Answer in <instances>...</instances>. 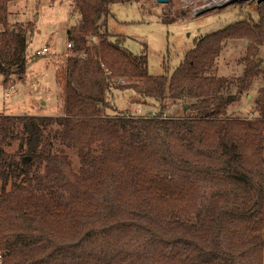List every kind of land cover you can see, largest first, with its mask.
Returning a JSON list of instances; mask_svg holds the SVG:
<instances>
[{
    "label": "trees",
    "instance_id": "trees-1",
    "mask_svg": "<svg viewBox=\"0 0 264 264\" xmlns=\"http://www.w3.org/2000/svg\"><path fill=\"white\" fill-rule=\"evenodd\" d=\"M11 1L0 0L4 82L25 74L26 39L8 19ZM140 1L71 0L74 54L56 69L58 83L67 73L62 111L0 115V264H263L264 3L153 75L147 56L108 27L113 3ZM229 39L246 40L235 93L231 78L213 73ZM259 77L252 116L229 115ZM113 87L132 92L143 112L110 104ZM185 98L183 115L166 114ZM17 138L20 152L10 149ZM132 237L144 247L127 248Z\"/></svg>",
    "mask_w": 264,
    "mask_h": 264
},
{
    "label": "rangeland",
    "instance_id": "rangeland-1",
    "mask_svg": "<svg viewBox=\"0 0 264 264\" xmlns=\"http://www.w3.org/2000/svg\"><path fill=\"white\" fill-rule=\"evenodd\" d=\"M140 2L113 3L108 27L112 33L126 36L125 46L134 54L147 56L148 71L153 75L164 73L165 67L171 72L198 38L245 19V9L254 12L258 8L254 2L240 0L211 9L202 7L204 0H170L165 4L156 0ZM163 14H168L174 21L162 22L159 16ZM8 19L10 22H19L23 29L26 39L25 74L21 79L12 78L8 82H4V77L0 75V115L60 113L61 91L67 73L63 72L58 83L56 69L64 67L65 58L74 54L67 47L69 41L66 34L67 28L77 20L71 0H14L8 4ZM42 47H47L48 52L37 55L36 50ZM245 52L246 40L229 39L223 44L215 61L213 73L232 79L230 93L237 92L238 82L234 79L243 73L244 61L241 57ZM257 57L261 59L264 68V43L259 45ZM262 83V78H255L250 90L243 92L237 101L231 103L227 113L239 117L251 114ZM106 98L117 109L143 112L141 105L138 110L134 109L137 106L133 103L136 97L129 90L113 87L107 92ZM184 102L191 103L187 98L174 101L166 114L183 115ZM23 148L21 138L12 140V151L20 152ZM73 162L77 167V160L73 159ZM105 241L100 237L97 245L106 244ZM141 243L140 238L132 237L126 247L141 249L144 247Z\"/></svg>",
    "mask_w": 264,
    "mask_h": 264
},
{
    "label": "built area",
    "instance_id": "built-area-1",
    "mask_svg": "<svg viewBox=\"0 0 264 264\" xmlns=\"http://www.w3.org/2000/svg\"><path fill=\"white\" fill-rule=\"evenodd\" d=\"M231 1H233V0H204L205 4L202 7L206 6L208 9H211V8H214V7H220V6H222V5L226 4V3H230ZM240 1H243V2H246V3L254 2V4L256 6L257 5L260 6V5H262L264 3V0H240ZM202 7H200V8H202ZM71 46H72L71 43L67 44L68 48H71ZM47 52H48V48L47 47H42L41 49L36 50V54L37 55H42V54H45ZM81 56H84V54H81ZM115 81H116V83H120V84L125 82L124 78H116ZM249 116H252V113Z\"/></svg>",
    "mask_w": 264,
    "mask_h": 264
},
{
    "label": "water",
    "instance_id": "water-1",
    "mask_svg": "<svg viewBox=\"0 0 264 264\" xmlns=\"http://www.w3.org/2000/svg\"><path fill=\"white\" fill-rule=\"evenodd\" d=\"M157 2H159V3H163V4H165V3H167L168 2V0H156ZM234 1V0H233ZM233 1H231V2H233Z\"/></svg>",
    "mask_w": 264,
    "mask_h": 264
}]
</instances>
